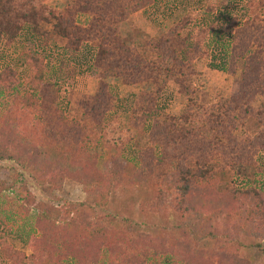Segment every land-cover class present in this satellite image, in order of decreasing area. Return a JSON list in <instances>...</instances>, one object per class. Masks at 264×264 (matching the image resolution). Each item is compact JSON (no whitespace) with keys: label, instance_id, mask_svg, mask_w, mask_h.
<instances>
[{"label":"trees","instance_id":"16d2710c","mask_svg":"<svg viewBox=\"0 0 264 264\" xmlns=\"http://www.w3.org/2000/svg\"><path fill=\"white\" fill-rule=\"evenodd\" d=\"M201 4L65 0L57 10L44 0H0V47L19 43L17 61L23 68L13 65L0 72V162L28 171L51 190L58 191L64 180L79 184L93 200L91 207L85 202L53 206L19 185L18 211L0 209L2 264H189L188 258L204 257L202 251L195 254L199 233L200 240L241 249L238 235L249 238L264 226V22L258 19L264 0H205L203 9ZM145 9L171 25L142 43L139 52L123 42L118 25ZM212 50L226 55L227 63L220 59L215 67L224 69L231 82L225 97L204 104L191 62ZM78 76L99 85L94 96L80 102L82 123L56 106ZM108 77L143 89L119 99L103 82ZM168 84L185 99L176 116L158 105ZM114 101L128 114L134 139L121 137ZM249 120L256 125L252 134L244 130ZM142 138L147 144L140 149ZM129 142L137 151L134 163L118 160ZM101 149L116 153L106 154L109 166L102 170L93 167ZM232 176L241 178L238 185ZM152 184L157 188L152 208L174 205L198 223L161 228L151 237L133 232L131 221L111 227L86 213L102 210L110 190ZM4 190L0 182V194ZM30 210L35 211L34 237L25 255L6 238L17 228L14 214L26 217ZM218 219L234 235L211 231Z\"/></svg>","mask_w":264,"mask_h":264},{"label":"rangeland","instance_id":"374dc122","mask_svg":"<svg viewBox=\"0 0 264 264\" xmlns=\"http://www.w3.org/2000/svg\"><path fill=\"white\" fill-rule=\"evenodd\" d=\"M257 1L258 0H254V3ZM204 2L205 0H202V4L200 5L201 9H203L202 6ZM44 3L51 8L60 10L65 4V0H44ZM177 5L180 4L178 3ZM177 5L171 4V6L174 7ZM155 16V14L147 9L131 14L126 21L118 25L123 42L128 46L138 47V51L142 52V48H139L142 43L154 41L158 30L165 32L171 25V21L168 18L161 20L160 16H157L158 18H155ZM258 19L264 22V12L258 16ZM0 52L3 54H1L3 58L0 59V72L7 67H13V65H16V68L18 67V71H22L23 68L21 69L20 65L21 61H17L20 52L19 43L15 41L7 49L5 46H2L0 47ZM222 56L223 55H220L217 50H212L208 57H197L191 62L195 72L193 80L201 91L200 102L204 104H211L217 96L225 97L228 93L231 78L225 73L224 69L220 70L215 67V65H221L218 64L220 59H225L224 64L227 63L226 55ZM18 62L19 64H17ZM236 75H238V71H236ZM103 82L109 86V88L115 89L119 99L130 97L136 94L138 90L143 89V86L125 85L119 79L110 77L104 79ZM98 90L99 85L96 79L78 76L74 80L71 92L61 94L56 106L68 118L77 119L79 123H82L85 119L80 110V102L83 101L86 96H94ZM163 92V95L158 100V105L162 107L168 115L176 116L182 110L185 99L175 92L173 84H168ZM257 101L261 102L260 99H257ZM113 103L116 119L120 127L119 131L122 135L121 137L127 139L126 136H132L134 139L135 131L130 127L128 114L121 105H119L120 103L118 101H114ZM4 105L5 104L2 105L3 109L5 107ZM255 129V123L251 120L247 121L244 127L245 132L252 134ZM146 144V139L142 138L139 141L138 148L142 149ZM120 152H122V154L118 157L119 161L122 162L126 158L129 162H136L135 153L137 151L133 147L132 142L125 144ZM106 154L114 155L116 153L112 150H110V152L103 151V149L98 151L99 158L93 165L94 168L102 170L109 166ZM12 166L13 165L9 166L6 163L0 162V182H4L5 187H7V190H4L0 194V209H3L7 213L14 212V210L18 211L17 207L20 201L17 195V188L19 185H24L27 191L30 192L37 201L53 206H60L65 203L71 205L83 202L87 203L89 207L93 205V200L86 199L85 188L79 184L64 180L58 191L51 190L46 184L42 187L39 186L28 171L19 170ZM248 173L251 177L254 170L250 169ZM231 181L238 185L241 178L232 176ZM156 196L157 188L154 187V185L146 187L133 185L125 188H116L108 192L102 210L96 208H92V210L86 209V213L90 216L91 221L107 224L111 227H115L116 224L122 222L121 220L131 221V223H134L132 227L133 232L140 231L151 237L157 236L161 228L177 226L179 223L184 222H188L190 225L191 223H198L192 220L191 216L184 217L182 214L178 213V211L174 209V205L173 207L171 206L169 210L167 209L164 211L152 208L151 205L154 203ZM152 199L154 200L152 201ZM21 215L14 214L13 218L16 217L17 219H12L11 221L17 228L12 229L6 241L14 250L29 255L30 249L28 243H30L31 239L34 237L32 225L35 211L30 210L29 215L26 217ZM225 223L226 222L222 221V219L216 220L212 223L211 231L215 233L223 231L234 235ZM196 224H193L192 227ZM257 229L258 232L254 230L253 236L249 238H245L241 234L238 235V240L244 245L241 249L225 243L219 246V244L212 240H200L201 233H199L196 236L198 240L195 245V254L197 251H202L204 257L200 259V255L198 254L195 255L194 259L188 258L186 261H188L189 264H264V226ZM206 257H208V259H206ZM227 259H231L232 261H227ZM179 263L183 264L182 262ZM0 264H2V261H0ZM66 264L72 263L69 262Z\"/></svg>","mask_w":264,"mask_h":264}]
</instances>
